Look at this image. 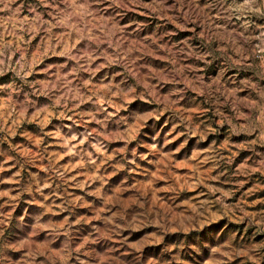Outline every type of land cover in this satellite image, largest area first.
Instances as JSON below:
<instances>
[{"label": "rangeland", "instance_id": "rangeland-1", "mask_svg": "<svg viewBox=\"0 0 264 264\" xmlns=\"http://www.w3.org/2000/svg\"><path fill=\"white\" fill-rule=\"evenodd\" d=\"M0 264H264V0H0Z\"/></svg>", "mask_w": 264, "mask_h": 264}]
</instances>
